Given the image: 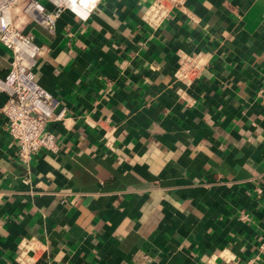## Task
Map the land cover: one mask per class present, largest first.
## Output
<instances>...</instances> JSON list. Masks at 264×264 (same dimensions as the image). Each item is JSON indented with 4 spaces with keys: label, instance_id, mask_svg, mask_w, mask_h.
Listing matches in <instances>:
<instances>
[{
    "label": "crops",
    "instance_id": "1",
    "mask_svg": "<svg viewBox=\"0 0 264 264\" xmlns=\"http://www.w3.org/2000/svg\"><path fill=\"white\" fill-rule=\"evenodd\" d=\"M13 21L62 115L55 149L20 160L0 91V264H264V0H95L54 31L21 3Z\"/></svg>",
    "mask_w": 264,
    "mask_h": 264
},
{
    "label": "built area",
    "instance_id": "2",
    "mask_svg": "<svg viewBox=\"0 0 264 264\" xmlns=\"http://www.w3.org/2000/svg\"><path fill=\"white\" fill-rule=\"evenodd\" d=\"M169 3L175 0H168ZM95 0H0V45L12 51V58L4 76H0V91L7 95L1 107L7 118V129L18 143V157L27 161L39 148L54 150L52 132H44L53 115L52 95L34 79L33 67L40 47L33 35L18 28L13 21V9L22 3V11L40 21L49 31H54L57 18L63 10L76 18L86 20L91 14ZM49 5V6H48ZM198 64L191 59L181 62L178 75L186 82L195 75ZM33 256L21 254L19 264H30Z\"/></svg>",
    "mask_w": 264,
    "mask_h": 264
},
{
    "label": "rangeland",
    "instance_id": "3",
    "mask_svg": "<svg viewBox=\"0 0 264 264\" xmlns=\"http://www.w3.org/2000/svg\"><path fill=\"white\" fill-rule=\"evenodd\" d=\"M19 4H21V3H19Z\"/></svg>",
    "mask_w": 264,
    "mask_h": 264
}]
</instances>
